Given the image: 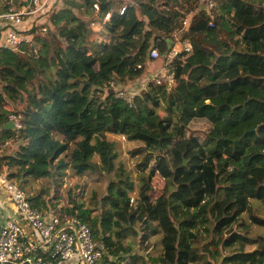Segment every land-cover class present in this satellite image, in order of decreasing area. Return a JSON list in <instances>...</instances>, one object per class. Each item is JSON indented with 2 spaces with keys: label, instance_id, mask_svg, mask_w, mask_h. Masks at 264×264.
Instances as JSON below:
<instances>
[{
  "label": "trees",
  "instance_id": "trees-1",
  "mask_svg": "<svg viewBox=\"0 0 264 264\" xmlns=\"http://www.w3.org/2000/svg\"><path fill=\"white\" fill-rule=\"evenodd\" d=\"M118 1L51 0L21 27L38 45L36 54L0 48V147L14 145L0 153V173L6 170L22 189L29 180L51 179V199L28 198L37 209L54 206L68 170L79 177L117 173L100 214L77 201L86 183L69 199L72 208L62 209L75 211L104 243L106 253L95 264H191L200 227L213 247L203 251L217 264H264V240L247 236L249 227L264 228L253 205L264 207V0H217L214 10L205 0ZM46 13L59 42L38 34ZM77 13L110 14L106 40L92 50ZM158 37L172 42L158 65L176 43L189 46L171 60L172 84L166 74L159 84L151 75L144 79ZM133 83L145 86L134 95L121 89ZM7 103L20 106L17 131L3 128ZM109 135L124 139V153L143 175L134 199ZM154 183L162 187L157 196ZM155 236L161 253L152 258ZM128 237L145 257L125 244Z\"/></svg>",
  "mask_w": 264,
  "mask_h": 264
},
{
  "label": "built area",
  "instance_id": "built-area-1",
  "mask_svg": "<svg viewBox=\"0 0 264 264\" xmlns=\"http://www.w3.org/2000/svg\"><path fill=\"white\" fill-rule=\"evenodd\" d=\"M51 0H26L18 12L0 13V48L22 53L28 49L37 53L38 45L32 35L23 32L24 18L43 14ZM226 1V0H224ZM128 2L120 5L119 14L122 15ZM207 10L217 8V0H205ZM95 13L99 12L97 4L92 6ZM95 21L87 22L89 33L91 28L104 25L109 21L110 14L94 16ZM188 18L182 21L186 26ZM44 32L45 29H42ZM177 35V32H175ZM166 39L158 37L148 53L151 61L160 59ZM177 44V43H176ZM175 47L166 56L164 63L165 80L173 83L170 70L171 60L178 54ZM154 82H161L157 77ZM113 87V84L110 85ZM1 87V83H0ZM118 98L129 103V96L121 90H114ZM15 130L21 128V114L10 112L7 117ZM2 199L6 207L11 208V218L1 221L0 218V264H95L106 253L102 240H96L91 230L73 214L61 213L54 206L37 209L28 200L24 189L14 181L0 175Z\"/></svg>",
  "mask_w": 264,
  "mask_h": 264
},
{
  "label": "rangeland",
  "instance_id": "rangeland-1",
  "mask_svg": "<svg viewBox=\"0 0 264 264\" xmlns=\"http://www.w3.org/2000/svg\"><path fill=\"white\" fill-rule=\"evenodd\" d=\"M23 1L26 2V0H23ZM120 1L122 0H119L118 3ZM77 15L78 17L81 18V20H84L86 23L87 22L89 23V21L92 22L96 20L94 17L86 18L82 15H79L78 13ZM48 17H49V13H46L42 18L39 16V18L42 20H40L41 23L38 24L39 25L38 34L42 36L45 35L46 37H51L53 41L59 42L60 40L58 39V36L56 35L51 36V32L53 31V29L48 22ZM41 29H45V32H42ZM103 33H104L103 25L101 24L98 27L91 28V32L85 40L86 46L90 50H92L98 42L106 40ZM174 47H175L174 49H176L178 53L181 52L184 48L189 49V46L187 43L186 44L177 43L176 46ZM156 64H157V61L148 62V66L146 68L144 79L147 80L148 75H151V80H152L153 78L152 74L155 72V70L153 69V66H155ZM162 67L164 68V65H162ZM5 107L9 112H17L20 108V106H18V109H15L11 103H7ZM193 128L196 130L199 129V127H195V126ZM202 130H204V128L200 130L199 134H202ZM108 139L109 141H113L116 143L115 149L118 153L117 162L119 161L122 163L123 169L125 171V176H127L128 180L132 183L133 190L132 192H130V196L132 199H134L138 193L137 192L138 185L140 184L141 177L143 175H141L137 170L134 169V166L132 165L130 158L127 157L126 154L124 153V149H123L124 139L120 136H114V135H109ZM9 144L10 142L8 143L6 142L3 146L0 147L1 154H3L4 152L9 153L12 151L14 145L10 144L9 146ZM5 171L6 170H3L0 173V175L5 176ZM116 174L117 173L114 172L113 175H110V176H100V175H93L90 173V174H84L79 177L75 175L73 171L68 170L63 179L62 186L57 188L58 199L53 200L52 203L57 210H59L61 213H65L63 212L62 209L72 208V204L69 201V199L73 198L74 195L78 192V190L82 188V185L86 183L83 196L79 198V200L77 201L82 205L83 209L93 210L94 211L93 215L96 216L100 214L102 210L101 200L103 196L106 194V189L109 183L113 181H117V179H119L118 176H116ZM153 186L155 189V192L153 194L154 196H157L160 193L162 187L160 184H156V183H154ZM23 189L26 192L28 198H31L36 195H41L42 197L46 196L51 199L54 196V191L51 185V179H42V180H37V181L29 180V182H27V184L23 187ZM253 205L256 208V214L264 218V207L257 201L256 202L253 201ZM67 214H71V213H67ZM72 214L77 217V213L75 211ZM242 221H243V226L247 228L249 222L245 215L242 217ZM199 230H200V233H202V239L199 242L195 243V246H194V249L198 253V258L191 264H217V259L216 260L211 259L210 255L203 251L205 248L209 249L210 251H213V247L209 245V242L211 241V235L209 237L205 236L203 232L204 227H200ZM247 233H248L247 236L249 238L250 237L251 238L260 237L264 240V228L252 226L248 228ZM139 234L140 233L138 232V235ZM150 241L154 244V246L150 250L148 255L149 257L155 258L161 253L160 237L155 236L151 238ZM125 244L130 245L136 254L144 256V254H142V252L139 251L137 241H132L131 237H128L125 240ZM223 254L225 255L226 253L223 252ZM145 260L147 261L148 258H145Z\"/></svg>",
  "mask_w": 264,
  "mask_h": 264
},
{
  "label": "crops",
  "instance_id": "crops-1",
  "mask_svg": "<svg viewBox=\"0 0 264 264\" xmlns=\"http://www.w3.org/2000/svg\"><path fill=\"white\" fill-rule=\"evenodd\" d=\"M24 3L25 2L23 0H0V13L18 12L20 10V7L23 6ZM33 17L27 19V22H30L28 20H32ZM39 23H40V21H39ZM3 25H4V23H0V26H3ZM153 69L155 70V72L152 74L153 78L158 77L160 75L163 76L165 74V71L163 70L162 65L158 66V63L155 66H153ZM137 82H140V81H137ZM143 86H145V85L139 86L137 83H133V84L125 85L122 88L127 93L134 95V93H137L139 90H141L143 88ZM9 146H10V144H9ZM2 197H3L2 189L0 188V218H1V221H7L11 218V215H12L11 214V208L9 206L6 207Z\"/></svg>",
  "mask_w": 264,
  "mask_h": 264
},
{
  "label": "water",
  "instance_id": "water-1",
  "mask_svg": "<svg viewBox=\"0 0 264 264\" xmlns=\"http://www.w3.org/2000/svg\"><path fill=\"white\" fill-rule=\"evenodd\" d=\"M166 43H167V48L170 49V46L172 45L171 40L170 39H167L166 40ZM3 128L4 129H8V130L15 131V127H14L13 123L12 122H9V121L3 126ZM183 165H185V162L183 163Z\"/></svg>",
  "mask_w": 264,
  "mask_h": 264
},
{
  "label": "clouds",
  "instance_id": "clouds-1",
  "mask_svg": "<svg viewBox=\"0 0 264 264\" xmlns=\"http://www.w3.org/2000/svg\"><path fill=\"white\" fill-rule=\"evenodd\" d=\"M176 45V44H175Z\"/></svg>",
  "mask_w": 264,
  "mask_h": 264
}]
</instances>
